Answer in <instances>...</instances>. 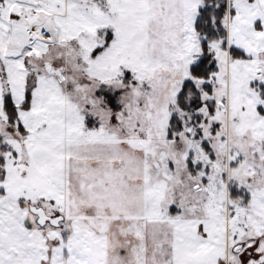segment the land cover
Segmentation results:
<instances>
[{
	"label": "snow or ice",
	"instance_id": "6c2138e0",
	"mask_svg": "<svg viewBox=\"0 0 264 264\" xmlns=\"http://www.w3.org/2000/svg\"><path fill=\"white\" fill-rule=\"evenodd\" d=\"M0 264H264V0H0Z\"/></svg>",
	"mask_w": 264,
	"mask_h": 264
}]
</instances>
